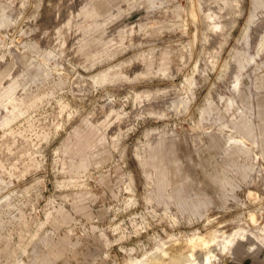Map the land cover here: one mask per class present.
Segmentation results:
<instances>
[{
    "label": "rangeland",
    "instance_id": "obj_1",
    "mask_svg": "<svg viewBox=\"0 0 264 264\" xmlns=\"http://www.w3.org/2000/svg\"><path fill=\"white\" fill-rule=\"evenodd\" d=\"M0 264H264V0H0Z\"/></svg>",
    "mask_w": 264,
    "mask_h": 264
}]
</instances>
